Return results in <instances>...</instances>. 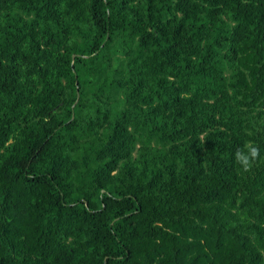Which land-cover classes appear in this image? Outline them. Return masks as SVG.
I'll use <instances>...</instances> for the list:
<instances>
[{
  "label": "trees",
  "instance_id": "trees-1",
  "mask_svg": "<svg viewBox=\"0 0 264 264\" xmlns=\"http://www.w3.org/2000/svg\"><path fill=\"white\" fill-rule=\"evenodd\" d=\"M0 264H264V0H0Z\"/></svg>",
  "mask_w": 264,
  "mask_h": 264
},
{
  "label": "clouds",
  "instance_id": "clouds-1",
  "mask_svg": "<svg viewBox=\"0 0 264 264\" xmlns=\"http://www.w3.org/2000/svg\"><path fill=\"white\" fill-rule=\"evenodd\" d=\"M259 156V147L252 141L246 142L233 153L235 163L244 173H248L253 169Z\"/></svg>",
  "mask_w": 264,
  "mask_h": 264
}]
</instances>
